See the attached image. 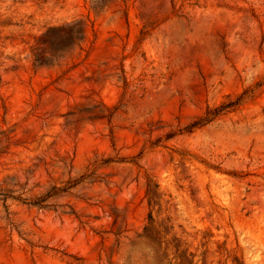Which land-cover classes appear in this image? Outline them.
<instances>
[{
	"label": "rangeland",
	"instance_id": "1",
	"mask_svg": "<svg viewBox=\"0 0 264 264\" xmlns=\"http://www.w3.org/2000/svg\"><path fill=\"white\" fill-rule=\"evenodd\" d=\"M0 264H264V0H0Z\"/></svg>",
	"mask_w": 264,
	"mask_h": 264
},
{
	"label": "trees",
	"instance_id": "2",
	"mask_svg": "<svg viewBox=\"0 0 264 264\" xmlns=\"http://www.w3.org/2000/svg\"><path fill=\"white\" fill-rule=\"evenodd\" d=\"M51 30H52V29H51ZM244 93H245V92H243L241 95H239L235 100H231V101H229V102L226 103V104H221L219 107H217L218 109L216 108V110L223 109V108H226V107H231V106H233V105L238 104V103H239V100L242 98V95H243ZM210 113H211V109H207V114H206V116H204L203 118H200L198 121H195V122L189 124L187 127H188V128H193V127H195L196 125H200V124H202V123H206L207 121H209V114H210ZM212 115H213V113H212ZM74 183H76V182H74ZM72 184H73V183H70V184H68L67 186H65V187H63V188H60V189H61V190H65V188H69V187H71ZM54 188H55V186H53L52 189H54ZM55 189H58V190H59L58 187H56ZM147 193H148V189H147ZM51 196H52V194H50L49 192H46L45 194H42V195H40V196L34 198V199L32 200V202L35 203V204L41 205L44 201H46V199H48V198L51 197Z\"/></svg>",
	"mask_w": 264,
	"mask_h": 264
}]
</instances>
